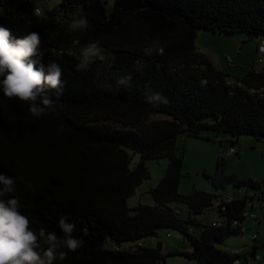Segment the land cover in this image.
Masks as SVG:
<instances>
[{
    "label": "trees",
    "instance_id": "trees-1",
    "mask_svg": "<svg viewBox=\"0 0 264 264\" xmlns=\"http://www.w3.org/2000/svg\"><path fill=\"white\" fill-rule=\"evenodd\" d=\"M40 2L0 0V25L16 37L38 32L42 62L61 66L65 89L38 118L0 87V172L16 180L20 211L33 228L62 235L61 217L76 225L81 248L54 264H164L160 243L156 249L141 243L160 228L181 232L192 250L174 254L196 264L238 261L240 253L215 244L243 233L247 211L260 212L264 180L225 175L219 158L207 178L216 188L244 187L241 197L217 204L215 193L181 194L176 140L210 130L264 142V70L251 66L232 83L195 43L201 29L244 32L264 42V0H60L46 11ZM73 17L87 18L86 34L68 30ZM157 38L162 55L148 51ZM95 41L109 59L78 70L80 48ZM157 92L168 104L148 102ZM155 113L169 118L151 119ZM164 157L167 167L149 192L154 203L129 208L149 177L146 161ZM178 204L186 206L184 216ZM212 212L218 219L209 220ZM256 239L249 254L254 261Z\"/></svg>",
    "mask_w": 264,
    "mask_h": 264
},
{
    "label": "rangeland",
    "instance_id": "rangeland-1",
    "mask_svg": "<svg viewBox=\"0 0 264 264\" xmlns=\"http://www.w3.org/2000/svg\"><path fill=\"white\" fill-rule=\"evenodd\" d=\"M60 0H41L39 8L43 11L52 9ZM196 47L217 68L228 75L232 83L243 77L247 69L255 66L258 70H264V54L258 52L261 40L250 37L244 32L231 34L213 33L209 30H198ZM231 60V62H230ZM169 118L167 114L155 113L151 119ZM236 138L224 133L217 134L214 131L204 130L200 136H186L180 134L176 140L178 153L183 156V176L179 184L181 194H191L194 190L215 193L218 197L228 198L235 196L244 187L237 188L228 183L225 187L216 188L207 176H213L216 172L218 159H224V174L236 175L239 178L264 179V142H259L251 135H241L235 143L239 149L238 156L229 155V140ZM139 160V155L132 157L131 167ZM168 158L149 159L146 167L149 177L144 179L136 188L135 194L129 198L128 207L134 208L139 203L152 205L153 199L149 193L162 177L167 167ZM182 215H185L186 206L177 205ZM258 213L259 210H256ZM215 212L210 218H217ZM244 231L240 234H231L225 240L216 242L215 246L230 254L240 253L238 262L232 264H249L253 259L249 255L253 248V235L257 232L256 242L259 244L257 260L259 263L264 259V227L258 226L255 221L245 220ZM168 233L170 235L168 236ZM148 248L156 249L160 243V253L163 255L161 263L164 264H196L194 259L174 254L175 251H191L192 247L184 235L176 229L160 228L156 236H149L141 240ZM244 255L247 257V262Z\"/></svg>",
    "mask_w": 264,
    "mask_h": 264
},
{
    "label": "clouds",
    "instance_id": "clouds-1",
    "mask_svg": "<svg viewBox=\"0 0 264 264\" xmlns=\"http://www.w3.org/2000/svg\"><path fill=\"white\" fill-rule=\"evenodd\" d=\"M89 27L86 17H73L68 22V30L72 33L86 34ZM148 51L162 55L164 47L157 38ZM43 58L42 39L38 32L16 37L10 28L0 25V87L3 95L27 104L29 112L38 118L54 107L53 96L58 99L65 89L61 66L56 62L45 65ZM77 59L80 61L77 69L84 70L91 63L109 57L95 41L82 46ZM147 100L154 106L169 102L159 92L148 96ZM15 186L16 180L0 172V264H54L57 260H66L69 252L76 253L82 246V241L73 235L76 225L61 217L57 226L62 235L45 228H33L29 218L20 211L22 205L14 194Z\"/></svg>",
    "mask_w": 264,
    "mask_h": 264
},
{
    "label": "built area",
    "instance_id": "built-area-1",
    "mask_svg": "<svg viewBox=\"0 0 264 264\" xmlns=\"http://www.w3.org/2000/svg\"><path fill=\"white\" fill-rule=\"evenodd\" d=\"M36 11L38 13H40L39 10H36ZM258 52L261 53V54H264V42L263 41H261V44L258 47ZM230 62H231V60H230ZM239 153H240V151L235 146H230V148H229V155L239 154ZM239 197H241V194L240 195H237V196H234V197L233 196H230L228 198L219 197L218 199H216V203L218 204L221 201H231L234 198H239ZM259 197L262 200L260 212L257 213V212L247 211L246 214H245V216L248 219H250V220L256 221L259 225H261V226L264 227V192L261 193V195H259ZM177 213H179V210H177ZM213 224L216 225V224H219V223H213ZM235 224H236V222H235ZM253 238H256V235L255 234L253 235ZM250 264H254V263H250Z\"/></svg>",
    "mask_w": 264,
    "mask_h": 264
},
{
    "label": "crops",
    "instance_id": "crops-1",
    "mask_svg": "<svg viewBox=\"0 0 264 264\" xmlns=\"http://www.w3.org/2000/svg\"><path fill=\"white\" fill-rule=\"evenodd\" d=\"M229 141L231 140V139H228ZM240 140V137L237 139V140H235V143L236 142H238ZM234 141V140H233ZM234 143V144H235ZM236 147V146H235ZM237 148V147H236ZM233 155V154H232ZM231 155V156H232ZM236 156H238V155H236ZM221 158V157H220ZM222 159V158H221ZM223 172H224V170H223ZM239 178V177H238ZM241 179H246V178H241ZM255 180H257V179H255ZM261 180H264V179H261ZM242 192L241 191H239L238 193H237V195H240ZM217 195V194H216ZM237 195H235V196H237ZM234 197V196H233ZM209 220H216V219H218V217L217 218H210V215H209ZM256 234V238H257V232H255ZM262 244L264 245V242H262ZM257 245H258V248H259V244L257 243ZM258 250V249H257ZM256 255H257V251H256ZM251 256V255H250ZM252 257V256H251ZM246 259H247V257H246ZM256 260H257V258H256ZM256 260L254 261V260H252L250 263H254V264H257V263H255L256 262ZM236 262H238V261H236ZM246 262H247V260H246ZM249 263V264H250ZM258 264H264V259L261 261V262H259Z\"/></svg>",
    "mask_w": 264,
    "mask_h": 264
},
{
    "label": "water",
    "instance_id": "water-1",
    "mask_svg": "<svg viewBox=\"0 0 264 264\" xmlns=\"http://www.w3.org/2000/svg\"><path fill=\"white\" fill-rule=\"evenodd\" d=\"M261 36L264 37V34H262Z\"/></svg>",
    "mask_w": 264,
    "mask_h": 264
}]
</instances>
